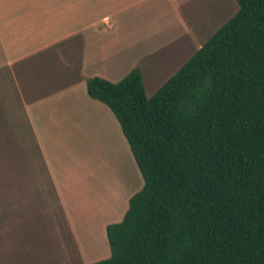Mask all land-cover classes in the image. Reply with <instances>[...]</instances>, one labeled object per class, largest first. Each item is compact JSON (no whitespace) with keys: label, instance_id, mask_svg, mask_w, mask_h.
Returning a JSON list of instances; mask_svg holds the SVG:
<instances>
[{"label":"trees","instance_id":"16d2710c","mask_svg":"<svg viewBox=\"0 0 264 264\" xmlns=\"http://www.w3.org/2000/svg\"><path fill=\"white\" fill-rule=\"evenodd\" d=\"M237 12L150 98L94 77L143 180L92 264H264V0Z\"/></svg>","mask_w":264,"mask_h":264},{"label":"crops","instance_id":"0c3cea01","mask_svg":"<svg viewBox=\"0 0 264 264\" xmlns=\"http://www.w3.org/2000/svg\"><path fill=\"white\" fill-rule=\"evenodd\" d=\"M237 10L235 0H0V137L22 138L34 155L22 164V190L54 198L51 210L67 218L81 264H91L98 244L109 246L111 223L105 215L93 222L85 175L62 158L77 140L105 136L103 127L126 141L110 109L88 96L87 80L117 83L134 68L167 72L189 49L181 44L174 53L169 45L196 43L189 59Z\"/></svg>","mask_w":264,"mask_h":264},{"label":"rangeland","instance_id":"374dc122","mask_svg":"<svg viewBox=\"0 0 264 264\" xmlns=\"http://www.w3.org/2000/svg\"><path fill=\"white\" fill-rule=\"evenodd\" d=\"M208 36L209 32L204 37ZM181 44L189 49L179 57L175 54L174 63L167 72L159 74L161 69L158 67L152 72L143 69L141 74L148 98L197 48L196 43L180 41L172 43L166 50L175 53ZM154 76L156 79H151ZM106 130L103 132L105 136L89 135L84 143L77 140L76 148L71 154H64L62 161L74 166L77 176L84 173V185L96 207L93 222L102 220L105 215V222L113 224L122 219L129 200L125 195L139 192L143 180L126 141L118 143ZM13 139L11 142V138L0 137V264H68V259L69 263L81 264L72 256L75 248L67 228V218L58 209L51 210L54 198L49 195L43 202L42 198L29 197L34 194V187H31V193L22 190V164L35 161V158L27 148H23L22 138ZM17 177L19 185L15 184ZM116 208L118 213L113 214ZM91 254V259L88 257L91 264L105 260L110 257L109 246L98 244Z\"/></svg>","mask_w":264,"mask_h":264}]
</instances>
